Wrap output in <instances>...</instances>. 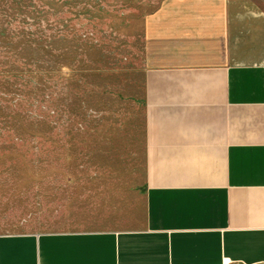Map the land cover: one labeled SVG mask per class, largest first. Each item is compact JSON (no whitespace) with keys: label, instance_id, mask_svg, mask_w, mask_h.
I'll return each mask as SVG.
<instances>
[{"label":"crops","instance_id":"crops-1","mask_svg":"<svg viewBox=\"0 0 264 264\" xmlns=\"http://www.w3.org/2000/svg\"><path fill=\"white\" fill-rule=\"evenodd\" d=\"M125 20L141 165L52 229L1 234L0 264H264V0H155Z\"/></svg>","mask_w":264,"mask_h":264},{"label":"rangeland","instance_id":"rangeland-1","mask_svg":"<svg viewBox=\"0 0 264 264\" xmlns=\"http://www.w3.org/2000/svg\"><path fill=\"white\" fill-rule=\"evenodd\" d=\"M150 4L0 0V235L52 229L96 185L122 181L121 166L129 181L141 165L125 14Z\"/></svg>","mask_w":264,"mask_h":264}]
</instances>
